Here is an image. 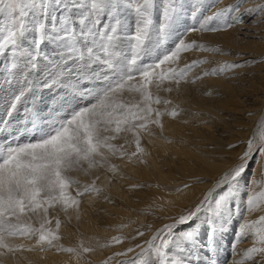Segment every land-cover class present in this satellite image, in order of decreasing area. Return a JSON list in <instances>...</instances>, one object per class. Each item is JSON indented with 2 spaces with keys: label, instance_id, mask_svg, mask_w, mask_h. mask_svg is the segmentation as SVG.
Masks as SVG:
<instances>
[{
  "label": "snow or ice",
  "instance_id": "1",
  "mask_svg": "<svg viewBox=\"0 0 264 264\" xmlns=\"http://www.w3.org/2000/svg\"><path fill=\"white\" fill-rule=\"evenodd\" d=\"M245 2L0 0V96L7 99L0 118V264H24L25 253L48 251L66 255L65 264H93L98 249L126 241L129 246L99 264H200L201 247L215 264L217 239L229 220L236 223L229 264H264V214L248 218L264 212V191L245 195L251 164L264 162V131L250 134L213 180L200 178L208 187L178 215L159 216L149 206L146 215L161 221L158 226L144 223L133 235L104 243H92L77 228L76 242L67 246L61 232L73 217L79 221L85 196L103 193L101 174L111 184L125 178L115 161L146 164L145 138H163L164 118L185 113L161 91L179 94L207 76L235 78L247 66V60L225 62L196 73L207 61L184 62L190 52L227 54L188 42L190 34L227 32L245 17L264 21V0L247 8ZM227 147L235 151L240 144ZM145 186L136 182L129 190ZM193 187L182 182L175 191ZM200 223L208 225L204 245ZM246 237L250 246L241 251L238 242Z\"/></svg>",
  "mask_w": 264,
  "mask_h": 264
},
{
  "label": "bare ground",
  "instance_id": "2",
  "mask_svg": "<svg viewBox=\"0 0 264 264\" xmlns=\"http://www.w3.org/2000/svg\"><path fill=\"white\" fill-rule=\"evenodd\" d=\"M236 0H219L217 7H224L235 3ZM255 0H246L244 8L251 7ZM215 10V9H213ZM245 23L227 32L220 33H192L188 42L196 40L210 48H221L226 55L211 52H190L184 54V62L193 59L205 60L207 63L194 69V72L218 67L225 62L247 60L246 67L236 70L235 78L231 73L222 76H207L195 85L182 86L179 94L161 91L159 94L171 99L174 105H179L185 113L176 120L164 118V137H146L145 146L148 155L146 164L125 165L120 161L124 179L115 177L111 184L101 174L98 182L104 191L99 196L89 195L83 198L80 208V219H72L71 225H63L61 232L66 246L76 242L73 233L77 228L85 237H92V243H104L112 237H129L141 224L153 223L159 225L161 221L155 216H148L149 206L155 208L159 216L178 215L190 203L200 197L208 187L207 183H199L203 178L213 180L222 173L242 151L244 141L250 134L257 136L264 131L260 127L264 119V21L255 17H245ZM3 34L0 33V39ZM0 96V103H1ZM7 100V99H6ZM7 106V105H6ZM6 106L4 107L6 110ZM3 108V109H4ZM249 112L252 115H249ZM5 113V112H4ZM195 113V116L188 115ZM0 116L4 114L0 113ZM3 118V117H1ZM187 120L188 123H184ZM148 140L152 143L149 144ZM239 143L235 151L228 149V144ZM111 175V174H109ZM252 186L245 190V195L251 192L264 191V162L256 160L248 173ZM82 182L87 178L78 177ZM140 182L145 184L142 190L130 191L129 185ZM182 182L193 184L191 191L177 193L176 187ZM150 185V187H149ZM108 196L112 201L104 199ZM171 202V203H170ZM160 207H157V206ZM264 214L260 210L252 213L249 219H258ZM63 220V214H60ZM234 220H229L225 231L217 239V248L213 253L215 264H229L227 256V241L233 235ZM127 225V227H122ZM198 227L199 244L204 245L208 239L207 223H200ZM129 246L123 245L112 248L98 249L90 257L93 264L121 251ZM250 246L249 238L238 242L241 251ZM231 251V250H230ZM200 264H208L209 256L203 247L199 249ZM24 264H65L68 257L64 254L48 252L25 253ZM245 264H248L246 261Z\"/></svg>",
  "mask_w": 264,
  "mask_h": 264
},
{
  "label": "rangeland",
  "instance_id": "3",
  "mask_svg": "<svg viewBox=\"0 0 264 264\" xmlns=\"http://www.w3.org/2000/svg\"><path fill=\"white\" fill-rule=\"evenodd\" d=\"M7 105V100H6V98L5 97H3L2 96V98H1V103H0V113L1 114H4L5 115V106ZM4 108V109H3ZM1 117H3V116H0V118ZM251 166H253V163L251 164ZM250 169H251V167H250ZM235 226H236V223H235V221H234V223H233V233H234V231H235ZM231 238L227 241V243H226V245L228 246V253H227V256L228 257H230V255H231V251H230V246H231ZM221 264H224V262H221Z\"/></svg>",
  "mask_w": 264,
  "mask_h": 264
}]
</instances>
